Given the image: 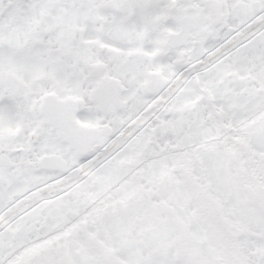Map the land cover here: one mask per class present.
<instances>
[{"label":"snow or ice","instance_id":"1","mask_svg":"<svg viewBox=\"0 0 264 264\" xmlns=\"http://www.w3.org/2000/svg\"><path fill=\"white\" fill-rule=\"evenodd\" d=\"M0 264H264V0H0Z\"/></svg>","mask_w":264,"mask_h":264}]
</instances>
